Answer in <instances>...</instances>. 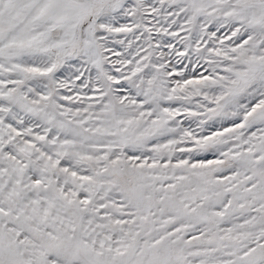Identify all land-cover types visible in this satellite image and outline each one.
I'll list each match as a JSON object with an SVG mask.
<instances>
[{"label":"snow or ice","instance_id":"snow-or-ice-1","mask_svg":"<svg viewBox=\"0 0 264 264\" xmlns=\"http://www.w3.org/2000/svg\"><path fill=\"white\" fill-rule=\"evenodd\" d=\"M0 264H264V0H0Z\"/></svg>","mask_w":264,"mask_h":264}]
</instances>
